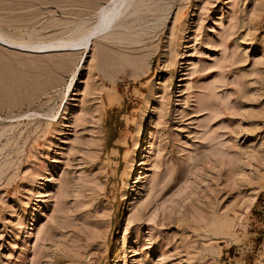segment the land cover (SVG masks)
<instances>
[{"label": "rangeland", "instance_id": "obj_1", "mask_svg": "<svg viewBox=\"0 0 264 264\" xmlns=\"http://www.w3.org/2000/svg\"><path fill=\"white\" fill-rule=\"evenodd\" d=\"M106 1L0 0V30L69 40ZM98 35L0 44V264H264V0H131Z\"/></svg>", "mask_w": 264, "mask_h": 264}, {"label": "bare ground", "instance_id": "obj_2", "mask_svg": "<svg viewBox=\"0 0 264 264\" xmlns=\"http://www.w3.org/2000/svg\"><path fill=\"white\" fill-rule=\"evenodd\" d=\"M130 1L131 0H107L103 5H100L99 7L95 9L94 21L92 22L90 27L88 29L81 31L77 36H74L73 38L69 40H65V41H57V40L53 41L52 40L53 42L35 41L36 43L32 41L34 42V44L32 42L31 44H29V42H24V41L19 42V41L11 40L6 37L7 35L3 34L5 33L4 31L0 30V44L8 48L9 47L15 48L20 51H26V52H32V53L33 52H45L47 50L48 51L49 50L62 51L66 49L73 50V48L78 49V47L85 48L87 44L89 43V40L90 39L92 40V37L95 38L97 36H100L98 34H101L108 27L114 24V19L120 13H122L123 11L127 9ZM16 39L20 40V38L19 39L16 38ZM61 40H64V39H61ZM154 126L155 124L152 121L147 120L144 123L143 129H141V132L139 133V137L136 142L137 151L135 152V155H136L135 165H134L135 168L132 171V174L130 175L133 181H138L142 179L143 175L145 174L147 170V152L149 149ZM126 209L127 207L125 203V205L122 207V212H124Z\"/></svg>", "mask_w": 264, "mask_h": 264}]
</instances>
